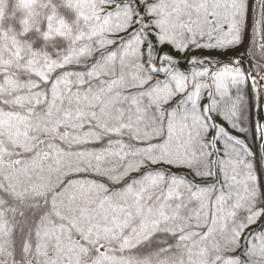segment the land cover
<instances>
[{
  "label": "snow or ice",
  "instance_id": "obj_1",
  "mask_svg": "<svg viewBox=\"0 0 264 264\" xmlns=\"http://www.w3.org/2000/svg\"><path fill=\"white\" fill-rule=\"evenodd\" d=\"M246 7L0 0V264H264L252 153L213 116L256 76L174 55L239 45Z\"/></svg>",
  "mask_w": 264,
  "mask_h": 264
},
{
  "label": "trees",
  "instance_id": "obj_2",
  "mask_svg": "<svg viewBox=\"0 0 264 264\" xmlns=\"http://www.w3.org/2000/svg\"><path fill=\"white\" fill-rule=\"evenodd\" d=\"M262 0H246V18L241 33V43L224 50L200 49L189 50L186 53H174L180 60V70L187 71L190 67L188 60L192 57L209 58L215 63L219 60L221 63L231 64L233 60L240 61L242 71L256 76V82L251 79L247 80L242 86L241 91L244 95L243 114L237 121V127L223 120L222 117L214 116V122L217 125L224 126L231 136L241 140L243 145L252 153L248 156V162L252 165V170L256 176V185L258 191L264 192V133L261 132L260 126L264 125V83L260 82L259 77L264 75L258 66H264V52L261 51L260 45L264 43V29L257 23L262 19ZM235 92V89H233ZM207 95V92H204ZM207 103V100H204ZM240 129H243L241 131ZM209 139H212V132H209ZM224 143L223 137L220 143L216 145L222 148ZM89 148L99 149L101 144L88 145ZM181 174L185 173L184 169H174ZM222 178V177H221ZM264 234V219H258L252 224L245 233L246 239L252 236Z\"/></svg>",
  "mask_w": 264,
  "mask_h": 264
}]
</instances>
